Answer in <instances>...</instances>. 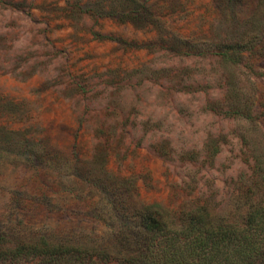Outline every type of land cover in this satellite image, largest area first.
I'll use <instances>...</instances> for the list:
<instances>
[{
    "label": "rangeland",
    "instance_id": "374dc122",
    "mask_svg": "<svg viewBox=\"0 0 264 264\" xmlns=\"http://www.w3.org/2000/svg\"><path fill=\"white\" fill-rule=\"evenodd\" d=\"M257 159L256 0H0V225L102 234L101 165L143 204L239 223Z\"/></svg>",
    "mask_w": 264,
    "mask_h": 264
},
{
    "label": "trees",
    "instance_id": "16d2710c",
    "mask_svg": "<svg viewBox=\"0 0 264 264\" xmlns=\"http://www.w3.org/2000/svg\"><path fill=\"white\" fill-rule=\"evenodd\" d=\"M256 1L264 9V0ZM255 171L262 193L233 223L212 218L204 206L174 214L143 204L134 184L101 165L87 175L104 201L99 207L92 203L91 214L106 231L38 234L2 224L0 264H264L262 159L255 161Z\"/></svg>",
    "mask_w": 264,
    "mask_h": 264
}]
</instances>
